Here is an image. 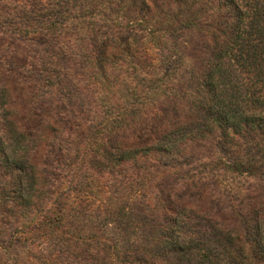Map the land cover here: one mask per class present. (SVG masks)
Instances as JSON below:
<instances>
[{
    "label": "trees",
    "instance_id": "1",
    "mask_svg": "<svg viewBox=\"0 0 264 264\" xmlns=\"http://www.w3.org/2000/svg\"><path fill=\"white\" fill-rule=\"evenodd\" d=\"M72 1L50 0L46 5L36 0L35 5L27 4L32 5L28 12H58L70 9ZM118 1L126 6L140 2L146 8L152 23L144 28L147 39H161L159 30L166 40L176 37L181 41L183 56L191 61L190 77L182 83V101L188 111L175 121L156 112L132 132L131 128H121L118 133L110 128L101 129L100 134L93 131L98 143L93 152L98 154L86 158V168H102L109 182L133 178L143 171L153 174L157 168L166 170L150 184L154 185V205H144L149 212H156L151 215L153 221L160 220L150 229L147 240L138 241L130 249L108 240L64 238L53 233L51 212L43 225L48 231L45 234L66 246L78 248L84 244L89 250L74 260L66 254L64 264H264V208H226L222 214L238 218L241 226V230H227L216 222L217 213L199 209L196 204L202 198L199 173H183L199 158L192 152L201 149L207 152L202 158H207L213 169L224 163L230 170L246 165L250 172L264 160V0ZM8 4L10 0H0V24L8 22L19 36L50 38L56 32V24L36 29L23 16L8 12ZM33 66L11 61L0 69L20 80L34 72ZM54 72L61 75V67L54 66ZM30 89L20 86V95H15L0 87V219L25 215L35 219L31 212L44 201L41 198L49 187L56 194L45 198L48 209L71 187L62 186V181L52 183L55 176L64 174L68 161L63 124L53 129L54 137L49 134L53 127L49 126L50 116L39 113V102ZM62 119L73 129L71 136H78L82 129L65 115L55 121ZM51 146L63 154L50 157L44 169L41 160ZM228 155L234 160H227ZM170 171L177 177L167 175ZM251 175L261 181L259 175ZM57 211L63 214L62 208Z\"/></svg>",
    "mask_w": 264,
    "mask_h": 264
},
{
    "label": "rangeland",
    "instance_id": "2",
    "mask_svg": "<svg viewBox=\"0 0 264 264\" xmlns=\"http://www.w3.org/2000/svg\"><path fill=\"white\" fill-rule=\"evenodd\" d=\"M10 1L7 11L16 17L23 16L36 29L49 24L57 27L48 38L19 36L8 22L0 24V65L11 61L19 66L34 65V72L20 80L0 69V87L20 95V86H30L39 102V113L50 116L49 126L53 127L49 134L53 137L54 130L63 124L62 140L69 151L65 155L68 161L64 174L55 176L52 183L62 181V186L71 187L48 209L45 198L56 194L49 187L41 198L44 201L31 212L35 213V219L26 215L0 219V264H56L65 262L66 254L72 257L69 260H74L89 253L84 244L78 248L66 246L53 235L45 234L48 231L43 225L48 223V212L53 218L52 232L64 238L102 239L130 249L138 241L147 240L150 229L160 220L153 221L151 215L156 212H149L144 205H154V185L150 184L166 170L155 168L153 174L143 171L133 178L109 182L102 168H86V158L98 154L93 152L98 144L92 137L93 131L100 134L101 129L110 128L118 133L121 128H131L132 132L133 127L145 125L156 112L175 121L188 111L182 101V83L190 77L191 61L184 58L179 38L162 37V31L158 30L161 26H153L158 28L161 39H147L144 28L152 24L151 17L140 2L126 6L118 0H73L70 9L34 14L28 12L32 5L27 4L35 5L36 0ZM49 1L40 0L46 5ZM20 6H25V13ZM54 66L61 67V75L54 72ZM64 115L82 129L78 136H71L73 129L67 120L55 121ZM55 150L52 146L47 149V156L41 160L44 169L50 164V157L63 154ZM195 154L199 158L189 160L193 164L183 173L187 170L189 175L199 173L202 185V198L196 203L199 209L217 213L214 215L218 216L219 226L241 230L238 218L222 213L233 206L238 211L247 206L264 208V160L250 172L246 171V165L230 170L224 163L213 169V164L202 158L207 155L205 150H196L191 155ZM228 156L227 160H234ZM210 173L212 177L207 176ZM251 174L259 175L261 181ZM167 175L177 177L172 171ZM61 208L62 215L57 211ZM72 262L75 261H69Z\"/></svg>",
    "mask_w": 264,
    "mask_h": 264
}]
</instances>
